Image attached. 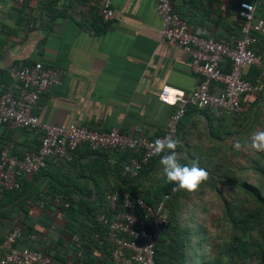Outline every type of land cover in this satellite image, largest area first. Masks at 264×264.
<instances>
[{
  "label": "crops",
  "instance_id": "crops-1",
  "mask_svg": "<svg viewBox=\"0 0 264 264\" xmlns=\"http://www.w3.org/2000/svg\"><path fill=\"white\" fill-rule=\"evenodd\" d=\"M254 1L172 0L192 32L225 43L242 35L241 3ZM260 1L256 20L263 14L264 0ZM113 6L116 18L105 20L98 0H0V81L1 71H9V88L16 82L12 67L41 61L56 69L61 79L36 104L42 120L56 125L75 122L101 131L117 128L132 135L139 129L157 137L177 109L159 99L162 88L188 94L201 77L191 68L186 51L163 41L155 0H113ZM255 49L264 54V42L259 41ZM223 69L230 70V65L223 63ZM249 71L245 70V77ZM213 90L221 91L222 85L215 83ZM262 104L254 108L252 121ZM238 114L191 105L179 124V158L192 160L189 154L213 153L219 159L246 162L254 130L244 126L246 120H238ZM259 119H264V106ZM236 139L243 146L239 151L232 149ZM0 144L10 154L23 155L39 148L40 136L1 126ZM86 149L80 150V159L92 162L93 155H87ZM62 165L51 161L47 171L65 174V170L59 173ZM80 183L96 193L94 181L82 178ZM30 239L37 246H47L60 236L51 231L48 237L37 234Z\"/></svg>",
  "mask_w": 264,
  "mask_h": 264
},
{
  "label": "trees",
  "instance_id": "trees-1",
  "mask_svg": "<svg viewBox=\"0 0 264 264\" xmlns=\"http://www.w3.org/2000/svg\"><path fill=\"white\" fill-rule=\"evenodd\" d=\"M240 18L242 35L235 40L244 35L245 19ZM253 21H256L255 17ZM252 35L256 41L251 47L256 50L255 45L259 41L264 42V35L255 30H252ZM225 63L230 65V60L226 59ZM1 74L0 86L3 90L0 96L8 89L11 79L7 70H2ZM246 77L259 84V89L242 97V110L237 118H244V126L250 125L249 130L253 129L255 134L264 130V119H259L264 104L260 105L258 116L252 121L254 108L264 100V77L257 67H251ZM35 109L36 105L34 112ZM236 132L229 131V134ZM177 140L181 142L179 137ZM85 147L86 154L93 155L92 162L80 159V150ZM181 147L179 143L176 150ZM2 148L0 144V151ZM250 149L246 150L247 160L244 163L229 157L219 159L213 153L208 156L189 154L192 160L199 161L209 176L195 192H188L176 190L177 185L166 180L160 165L166 152L153 157L140 171L139 179H135L123 168L124 163L136 155L134 151L115 152L111 157L107 149L93 150L84 145L71 161H55L63 164L59 173L65 170V174L57 176L47 171L49 163L38 173L19 176V188L3 192L0 198V230L5 236L16 225L21 226L22 234L16 245L38 249L49 255L53 263L114 264L106 237L107 228L96 219L99 210L110 213L108 193L117 189L128 190L134 199L142 197L150 204L169 194L167 208L170 224L156 240L157 264H264V151H257L252 146ZM188 161L191 160L180 159L182 164ZM161 175L164 176L158 181ZM82 178L95 182L94 197L93 189L79 186ZM111 182L114 184L111 185ZM142 185L147 188H142ZM74 193L78 197L71 199L69 207H59L54 203L58 195L72 197ZM207 195L208 203L202 200ZM191 199L197 200L196 204L190 203L193 210L200 206L208 214L212 211L210 203H218L221 216L216 217L210 226L206 220L187 216L185 210ZM51 231L60 236L55 243L37 246L30 239L33 234L48 237ZM96 234L100 239H96Z\"/></svg>",
  "mask_w": 264,
  "mask_h": 264
},
{
  "label": "built area",
  "instance_id": "built-area-1",
  "mask_svg": "<svg viewBox=\"0 0 264 264\" xmlns=\"http://www.w3.org/2000/svg\"><path fill=\"white\" fill-rule=\"evenodd\" d=\"M155 1L163 22V41L186 51L191 59V68L201 77L188 94L170 86L162 88L159 99L163 103L177 105L165 132L157 137H149L139 129L132 135L117 128L101 131L75 122L56 125L44 121L34 112V106L42 93L61 84L57 70L41 61L22 67L14 66L11 72L16 82L0 96V126L23 128L38 134L40 145L38 149L25 151L23 155L10 154L8 147L1 149L0 198L4 191L20 187L19 176L38 173L47 168L51 161H71L76 151L84 145H89L93 150L107 149L111 157L115 152L134 151L136 155L126 161L123 168L132 178L139 179L144 165L159 155L154 151L153 142L166 136L177 140L180 121L191 105L238 113L242 110V97L259 89V84L245 77V70L257 67L264 77V54L251 47L256 41L252 30L264 35V6L262 16L253 21L255 11L262 5L260 0L241 3L239 14L245 19L244 35L230 43L192 32L188 22L174 9L172 0ZM98 3L105 20L116 18L113 0H98ZM226 59L230 60L228 71L223 69ZM215 83L222 85L221 91L213 90ZM108 195L110 213L99 210L96 219L107 228L106 237L114 264H157L156 240L170 224L166 214L170 195L166 194L155 204L148 203L142 197L134 199L128 190L117 189ZM76 197L61 194L54 198V203L59 207H69L71 199ZM21 230V226L16 225L5 236L0 230V264H57L38 249L18 247L16 243ZM31 236L35 237L34 234ZM96 239H100L99 234H96Z\"/></svg>",
  "mask_w": 264,
  "mask_h": 264
},
{
  "label": "clouds",
  "instance_id": "clouds-1",
  "mask_svg": "<svg viewBox=\"0 0 264 264\" xmlns=\"http://www.w3.org/2000/svg\"><path fill=\"white\" fill-rule=\"evenodd\" d=\"M180 142L172 137L166 136L156 139L153 142L156 154L162 155L160 165L168 182L177 185L176 190L195 192L199 186L208 179V171L201 167L199 161L191 160L187 163H181L176 148ZM251 146L257 151H264V130H258L253 138ZM241 142L236 139L232 143V149L239 151L242 149Z\"/></svg>",
  "mask_w": 264,
  "mask_h": 264
},
{
  "label": "rangeland",
  "instance_id": "rangeland-1",
  "mask_svg": "<svg viewBox=\"0 0 264 264\" xmlns=\"http://www.w3.org/2000/svg\"><path fill=\"white\" fill-rule=\"evenodd\" d=\"M244 163V161H243ZM164 175H161L158 179V181L163 177ZM79 186L81 188H83V185L79 182ZM142 188H147L146 185H142ZM204 202H207L208 203V195L205 196L203 199H202ZM189 202V205H187V208H186V214L187 216L188 215H193L196 217V220H206L207 224L210 226V224H213V221L216 219V217H220L221 216V209L220 207L218 206V203H210V206L212 208V211L210 212V214L208 213H205L203 212L201 209H200V206L197 210H193L190 203H197V200L196 199H191L188 201ZM166 214H168V208L166 209ZM186 216V217H187ZM214 227V225H212ZM216 228V227H215ZM216 232H217V228H216ZM214 234V233H213ZM215 235V234H214Z\"/></svg>",
  "mask_w": 264,
  "mask_h": 264
},
{
  "label": "water",
  "instance_id": "water-1",
  "mask_svg": "<svg viewBox=\"0 0 264 264\" xmlns=\"http://www.w3.org/2000/svg\"><path fill=\"white\" fill-rule=\"evenodd\" d=\"M264 102V100L263 101H261V103H263ZM257 108H258V106H257ZM255 113H256V111H255ZM254 113V118H255V116H256V114ZM96 195V193H94L93 194V197Z\"/></svg>",
  "mask_w": 264,
  "mask_h": 264
}]
</instances>
